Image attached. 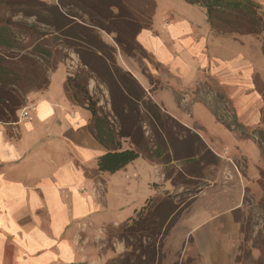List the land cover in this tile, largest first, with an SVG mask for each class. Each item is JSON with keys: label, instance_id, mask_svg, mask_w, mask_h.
Here are the masks:
<instances>
[{"label": "crops", "instance_id": "crops-1", "mask_svg": "<svg viewBox=\"0 0 264 264\" xmlns=\"http://www.w3.org/2000/svg\"><path fill=\"white\" fill-rule=\"evenodd\" d=\"M180 1L187 7H198L202 15L197 20L177 16L172 22L165 19L162 23L170 38L182 40L179 51L173 53L161 39L157 48L158 42L149 29L143 30L139 39L162 62L169 63L182 55L197 71L203 66V58L196 59L201 55L197 51L199 42H209L198 32L210 29V25L202 6ZM255 2L264 7V0ZM159 14L158 4L154 27ZM158 22L161 24V20ZM217 60L209 61L212 71ZM224 62L221 64L225 67H234L229 59ZM68 75L65 64H59L51 71L45 88L26 95L24 106L14 118L0 116V264L101 263L102 256L90 252L94 228L110 220L114 225L125 222L150 197L166 195L167 183H171L164 164L144 156L115 171L100 169L99 158L108 149L90 130L91 111L69 98ZM25 109L28 117L24 116ZM170 114L190 129H194V121L205 124L207 146L223 160L225 152L233 149L245 155V150L239 149L240 143L258 151L254 138L244 139L229 131L210 111L194 112L189 119L179 112ZM125 147H130L128 141ZM202 179L207 183L190 196V211L184 214L188 226L182 241L198 253L200 264H230L231 246L239 231L234 210L244 203L245 182L241 178V188L233 191L227 186L219 189L222 187L215 179ZM136 193L144 197L138 205H132L126 198L134 199ZM128 207L130 210H125Z\"/></svg>", "mask_w": 264, "mask_h": 264}, {"label": "trees", "instance_id": "trees-1", "mask_svg": "<svg viewBox=\"0 0 264 264\" xmlns=\"http://www.w3.org/2000/svg\"><path fill=\"white\" fill-rule=\"evenodd\" d=\"M184 1L202 6L212 29L220 33L256 34L264 27V16L255 0ZM1 3L16 9L15 14L36 18L35 23H28L14 19V16L0 17L2 118H14L30 91L45 88L50 82L48 72L57 68L64 58L63 50L72 48L83 66L74 76L68 75L66 90L73 102L91 111L90 130L108 149L99 158L100 169L115 171L144 156L171 166L170 172L165 171L168 179L175 169H179L178 175L183 179H202L203 176L196 174L197 168L202 169L208 163L217 165L219 156L202 138L153 100L142 83L117 61L118 48L127 52L133 43L140 44L139 34L143 30L152 28L158 5L155 0H142L135 6L127 0H81L77 7L89 17L90 24L76 21L82 16L69 12L70 4L64 0L57 3L0 0ZM226 13L235 18L221 19ZM38 24L45 30H38ZM101 31L112 34L119 47L106 42ZM92 77L108 87L109 110L91 95L88 85ZM218 119L230 128L236 124L219 116ZM184 131L190 133L185 139L182 138ZM261 134L264 136V131ZM126 141L130 143L129 148L125 147ZM260 144L263 146L264 140ZM177 182L175 177L173 184L177 185ZM197 193L198 188L189 192L190 196ZM174 200L168 192L161 198L150 197L121 225L122 238L128 247L132 245L140 254L135 256V251L126 250L119 262L112 264H158V246L183 206ZM240 211L241 207L234 210V217L241 223ZM144 240H148L147 243L144 244Z\"/></svg>", "mask_w": 264, "mask_h": 264}, {"label": "rangeland", "instance_id": "rangeland-1", "mask_svg": "<svg viewBox=\"0 0 264 264\" xmlns=\"http://www.w3.org/2000/svg\"><path fill=\"white\" fill-rule=\"evenodd\" d=\"M45 1L58 2V0ZM64 1L70 4L67 7L69 12H76L82 16L76 18V21L84 24L91 23L89 17L77 7V3L81 0ZM127 1H131L135 6L140 4L142 0ZM155 1L161 8V14L157 16L155 27L153 19L152 28L147 31L155 38V42H158L157 48L162 40L173 53L179 51L182 40L176 39L174 41L170 38L169 32L162 23L165 19L172 22L177 19V16L191 17L197 20L201 17L202 11L198 7H187L180 0ZM260 8H262L260 12L264 16V7L261 6ZM15 10L12 6L8 7L1 3L0 17L14 16L16 20H24L28 23L36 22L35 17L15 14ZM220 18H235V16L226 13ZM160 20L161 24L158 22ZM237 25L240 26L239 28H243L240 24ZM36 26L40 31L45 30V27L40 24ZM208 28L198 32V34L206 36L209 42L206 44L203 41L199 42L197 51L201 55H197L196 59L198 61V58L202 57L203 60L200 64H203V66H200L197 71L192 68V62H188L187 58L182 55L173 57L169 63L162 62L159 56L147 48L140 39H138L140 44L133 43V47H130L127 52L118 48L117 61L142 83L153 100L167 112L172 114L179 112L184 114L181 116L189 119L193 117L194 112L210 111L215 115V111L218 114L216 115L217 119L219 116V118L225 119L230 124L236 123L233 128L226 127L229 131H235L244 139L249 137L255 139L258 151L254 152V146H246L240 143L239 149L245 150V155L242 150L235 151L237 149L225 152L228 158L225 157L223 160L219 156L217 165L205 164L202 169L197 168L196 174H200L203 178L215 179L216 185L222 187L219 189L227 186L232 188L233 191L240 189L241 181L244 180V203L239 212L241 223L239 222L238 236L233 240L231 246L230 264H264V200L262 199L264 197V145L260 146L261 140H264V136L260 135L264 131V27L260 33L256 34L220 33L212 29L211 25L210 29ZM101 34L106 42L119 47L112 34L105 31H101ZM49 39L53 40V36H50ZM63 54L64 58L59 64H65L69 74L74 76L83 66L80 58L72 48L64 49ZM167 55L170 57L169 52H167ZM214 58L215 60L217 58L221 60H217L215 70L212 71L209 61ZM226 59L230 60L232 66L234 65L233 68L221 64ZM51 71L48 72V75ZM88 87L91 95L99 99V104L109 110L111 104L108 87L97 82L94 77L89 80ZM178 118L176 119L185 125ZM204 125L194 121L192 126L196 130L190 129L187 125L185 126L193 133L198 131V135L206 143L208 136ZM183 135L182 138L190 136V133L184 131ZM216 143L220 144L218 141ZM171 168V166L163 165L166 172H170ZM178 170L175 169L172 177L169 178L173 186L170 182L167 183L166 190L175 197V202L182 203L183 206L175 216L171 228L164 235L160 246H158V264H200L198 253L192 247L187 248L188 242L182 241V235L185 227L188 226L184 223V214H188L190 211L191 199L189 201V192L197 188L199 191V187L204 185L206 181L203 179L195 181V179L189 177L183 179L182 176L178 175ZM175 177L176 181H179L177 185L173 184ZM159 187L162 189V186ZM141 194L136 193L134 199L132 196L126 199L132 205L134 203L138 205L144 197ZM131 198L133 200H130ZM157 201H160V199H157ZM125 210L129 211L130 207L125 208ZM123 223L114 225L110 220V222L94 228L95 230L90 238V252L92 251L95 256H102V262L98 264L118 263L121 255L126 250L135 251V256L140 254L138 249H135L132 245L128 247L122 238L121 225ZM147 241L144 240V244Z\"/></svg>", "mask_w": 264, "mask_h": 264}, {"label": "built area", "instance_id": "built-area-1", "mask_svg": "<svg viewBox=\"0 0 264 264\" xmlns=\"http://www.w3.org/2000/svg\"><path fill=\"white\" fill-rule=\"evenodd\" d=\"M33 106V105H32ZM29 113H28V110H24V116L28 117Z\"/></svg>", "mask_w": 264, "mask_h": 264}]
</instances>
